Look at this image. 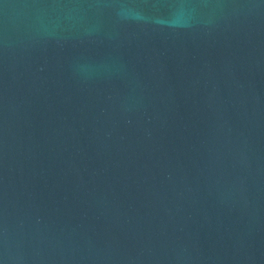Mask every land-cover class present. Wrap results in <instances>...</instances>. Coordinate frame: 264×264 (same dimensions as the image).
I'll return each instance as SVG.
<instances>
[{
    "label": "water",
    "instance_id": "obj_1",
    "mask_svg": "<svg viewBox=\"0 0 264 264\" xmlns=\"http://www.w3.org/2000/svg\"><path fill=\"white\" fill-rule=\"evenodd\" d=\"M0 264H264V0H0Z\"/></svg>",
    "mask_w": 264,
    "mask_h": 264
}]
</instances>
